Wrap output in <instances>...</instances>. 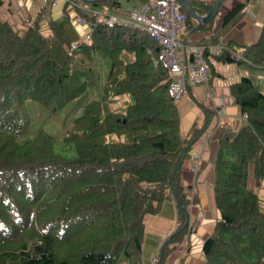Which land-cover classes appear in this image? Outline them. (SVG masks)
Instances as JSON below:
<instances>
[{"label": "trees", "instance_id": "obj_1", "mask_svg": "<svg viewBox=\"0 0 264 264\" xmlns=\"http://www.w3.org/2000/svg\"><path fill=\"white\" fill-rule=\"evenodd\" d=\"M80 1L66 0L89 22L86 40L75 41L79 34L67 14L49 21L51 35L40 32L37 20L18 32L0 19V264H143L146 216L170 195L185 210L179 168L204 124L181 135L171 75L155 61L160 46L154 38L96 21ZM188 1L206 14L215 0ZM88 3L120 6V0ZM244 4L227 9L221 28ZM217 12L201 27L211 26ZM185 19L190 28L186 11ZM225 44L214 54L218 59L264 69V24L254 42ZM96 55L108 60L106 72L90 65ZM96 86L99 97L83 103L62 135L75 155L56 152L43 129L18 138L28 125L19 111L24 100L57 109ZM229 90L245 121L218 141L213 191L219 217L202 242L204 264H264V200L255 190L264 177V92L248 75ZM185 230L181 223L166 238L154 264H163Z\"/></svg>", "mask_w": 264, "mask_h": 264}, {"label": "crops", "instance_id": "obj_2", "mask_svg": "<svg viewBox=\"0 0 264 264\" xmlns=\"http://www.w3.org/2000/svg\"><path fill=\"white\" fill-rule=\"evenodd\" d=\"M237 2L245 3L242 11L221 28L223 14ZM137 3L138 0H132L126 8H123L120 1L119 8L126 10ZM80 7L83 10L91 9L82 4ZM186 7L188 8L187 5ZM217 11L211 26L201 27V24L192 17L193 20H190L192 26L182 29L178 37L188 44L211 43L215 37L214 42L222 44L228 40L252 43L258 38L264 24L263 0H235L234 3L223 0ZM62 14L68 15L79 35L86 31L87 24L76 23L80 15L75 4L66 0H2L0 3V19L9 22L18 32L26 29V21L30 20L33 24L37 20L40 32L43 35H51L49 21ZM205 59L210 68L207 84L190 85L188 96L175 101L179 112V131L182 136L187 135L192 127L204 124L202 132L189 146L188 154L182 159L179 168V183L187 200L185 210H180L175 199L170 195L162 200L156 212L146 216L141 247L143 264H153L151 258L159 254L166 238L181 223L186 224V227L188 224L192 226V230L188 234L185 230L182 238L177 241V248L185 246L186 251L180 256L178 250L170 249L164 256L163 264H204L202 242L210 234L215 220L219 217L213 191L215 152L219 139L233 136L245 121L240 107L230 93L229 84L242 75L250 76V68L255 67L246 61L225 62L211 53H207ZM260 71L264 70L260 69ZM258 77L264 78V74L259 72ZM260 89L264 92L262 87ZM217 105L223 107L221 121L225 124L217 125L215 122L214 107ZM196 159H198V167L194 170L192 167ZM249 183L252 186V179ZM255 190L260 199L264 200V177Z\"/></svg>", "mask_w": 264, "mask_h": 264}, {"label": "built area", "instance_id": "obj_3", "mask_svg": "<svg viewBox=\"0 0 264 264\" xmlns=\"http://www.w3.org/2000/svg\"><path fill=\"white\" fill-rule=\"evenodd\" d=\"M85 11L94 16L98 22L106 24L119 23L137 28L147 32L154 38L160 46L155 61L159 60L170 73L169 89L175 101L183 96H188L189 85L207 84L210 68L206 62L205 54L217 53L223 47L221 42L188 44L178 37V33L186 25L185 11L179 0H146L130 6L120 13L108 12L106 9L99 8L85 9ZM76 23L87 24V29L81 34L79 40L88 39L90 30L88 23L81 17H77ZM26 25L30 26L31 22H26ZM223 113L224 110L221 105L214 107V117L217 125L225 124L221 121ZM197 167L198 159L194 160L192 168L196 170ZM188 230H192L191 225H188ZM174 249L178 250L180 256L186 251L185 246L177 248V244ZM151 259L154 263L157 256H153Z\"/></svg>", "mask_w": 264, "mask_h": 264}, {"label": "rangeland", "instance_id": "obj_4", "mask_svg": "<svg viewBox=\"0 0 264 264\" xmlns=\"http://www.w3.org/2000/svg\"><path fill=\"white\" fill-rule=\"evenodd\" d=\"M121 6L126 8L132 0H120ZM213 1V0H212ZM264 1V0H263ZM229 2H235V0H229ZM82 5L90 6V3L81 0L79 2ZM108 12L120 13L122 9L118 8H105ZM214 16V15H213ZM212 16V17H213ZM188 26H184L183 30ZM97 70L106 72L109 66V62L106 58L95 56L93 62L90 64ZM264 70V69H262ZM264 74V71H260L259 68H250V77L257 85H260L264 89V78H259L258 73ZM214 77L216 74L213 75ZM100 87H89L84 94L79 98L71 99L66 102L60 108L53 109L50 106L43 105L35 101L34 99H26L19 105V111L28 119V125L18 135L20 140L32 137L38 130L43 129L53 136V149L56 152L64 156L75 155V149L72 143H66L62 139V135L65 130L71 125L73 118L81 113L82 105L89 99L99 97ZM251 178L248 179V181ZM250 185V183H248Z\"/></svg>", "mask_w": 264, "mask_h": 264}, {"label": "water", "instance_id": "obj_5", "mask_svg": "<svg viewBox=\"0 0 264 264\" xmlns=\"http://www.w3.org/2000/svg\"><path fill=\"white\" fill-rule=\"evenodd\" d=\"M87 2H92L94 0H84ZM223 0H215V2L213 3L212 8L206 13V14H199L195 11V9H193V7L190 5L188 0H179V2L181 4H183L184 9L186 12H188L194 19L197 20L198 24H201L202 22H205L209 19H211V17L217 12V10L219 9V6L221 4ZM188 6V8L186 7V5ZM227 11V10H226ZM225 11V12H226ZM223 17V16H222Z\"/></svg>", "mask_w": 264, "mask_h": 264}]
</instances>
